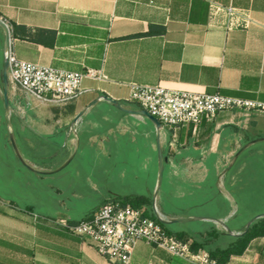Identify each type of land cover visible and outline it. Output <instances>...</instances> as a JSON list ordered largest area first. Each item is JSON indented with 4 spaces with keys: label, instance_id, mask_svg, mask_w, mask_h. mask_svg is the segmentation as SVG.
<instances>
[{
    "label": "crops",
    "instance_id": "0c3cea01",
    "mask_svg": "<svg viewBox=\"0 0 264 264\" xmlns=\"http://www.w3.org/2000/svg\"><path fill=\"white\" fill-rule=\"evenodd\" d=\"M228 8L235 9L240 26H230ZM0 18L10 24V47L18 60L71 72L92 69L106 77L84 80L83 88L89 91L66 106L41 103L12 88L13 107L32 116L15 121L16 133L6 118L19 175L56 176L80 154L84 156L82 151L94 138L128 142L134 153L137 137H147L154 129L169 130L182 157L198 162L195 173L204 175L193 179L198 183L193 206L208 210L188 215L190 222L214 224L228 235L241 234L264 214L237 225L239 203L234 192L218 185L216 178L209 179L219 174L222 159L264 157V112H223L213 122L204 120L196 131L158 129L150 119L130 113L141 109L128 100L129 85L139 84L264 103V0H0ZM9 108V101L3 104L5 116ZM27 134L37 143L68 149L70 154L59 162L39 161ZM18 140H23L26 153ZM76 143L79 156L72 147ZM238 143L243 147L233 146ZM101 167L102 161L92 162V169ZM99 174L102 177L95 181L85 174L84 183L92 191L99 183L107 185L110 174L104 170ZM0 207L5 212L0 213V264H28L31 259L38 264H111L64 226L94 209L74 217L52 206L39 214L30 206L20 209L15 201L0 200ZM131 264L195 263L140 241ZM228 264H264V237L254 239Z\"/></svg>",
    "mask_w": 264,
    "mask_h": 264
},
{
    "label": "rangeland",
    "instance_id": "374dc122",
    "mask_svg": "<svg viewBox=\"0 0 264 264\" xmlns=\"http://www.w3.org/2000/svg\"><path fill=\"white\" fill-rule=\"evenodd\" d=\"M4 42L5 36L0 28V200L15 201L23 210L30 206L32 207L30 209L38 214L44 212L43 207L52 206L62 209L63 213L78 217L89 213L102 200L141 194L152 199V204L147 210L155 217H164L172 230L176 232L195 230L198 224L196 222L171 223L175 220H190L188 215L201 214L208 210L193 206L196 200L194 190L198 184L193 179L200 180L204 175L195 173L197 172L195 169L200 168L198 162L194 163V160L182 157L173 131L154 129L147 137L134 138L136 139L134 153L128 147V142L94 138L86 151H82L84 158L81 154L79 156L80 151L76 149V143L72 147L79 158L60 174L45 179L36 177L31 179L28 173L19 175L16 171L18 163L13 155L16 151L12 147L15 146V142L13 143L9 137L6 118L11 119L16 133L15 121L32 119V116L28 111L13 107L11 93L13 86L9 78L7 84L4 83ZM5 90L10 105L8 110L10 117L5 116L3 109ZM27 101V98H23V102ZM245 119L246 117H241V120ZM28 138L34 143L33 152L39 161L50 158L49 161L55 159L59 162L70 154L68 149H54L43 142L37 143L31 135H28ZM22 142L18 140L19 148L26 153ZM233 146L243 147L240 143ZM95 161H102L103 169H92V162ZM218 168L219 174L211 175L209 179L216 178L218 185L224 184L234 192V198L239 203L237 225L248 217L264 213V157L252 158L247 155L230 160L222 159L218 163ZM103 170L110 174L107 185L99 183L96 191H92L88 184L84 183L87 177L85 174L95 181L102 177L99 172ZM256 170H260L258 175H253ZM130 172L133 175L129 174ZM242 187L246 190L241 191ZM243 195L246 196L242 199Z\"/></svg>",
    "mask_w": 264,
    "mask_h": 264
},
{
    "label": "built area",
    "instance_id": "2783aa9c",
    "mask_svg": "<svg viewBox=\"0 0 264 264\" xmlns=\"http://www.w3.org/2000/svg\"><path fill=\"white\" fill-rule=\"evenodd\" d=\"M230 26H240L235 9L228 8ZM0 28L8 35L4 48L7 75L13 88L45 104L66 106L77 101L89 90L83 88L86 79L103 81L106 77L97 70L85 73L71 72L49 66H40L18 60L10 47V24L0 18ZM130 102L137 103L142 111L154 117L161 128L180 129L192 127L196 131L205 120L213 122L220 113L253 110L264 112V103L232 98L221 94H205L183 90H171L161 85H129ZM161 224H169L156 216H145L144 209L122 206L109 202L101 206L91 217L76 225H64L69 233L86 240L96 252L111 264H131L136 245L144 241L170 254L195 264H217L205 251L193 253L190 242L167 235Z\"/></svg>",
    "mask_w": 264,
    "mask_h": 264
},
{
    "label": "trees",
    "instance_id": "16d2710c",
    "mask_svg": "<svg viewBox=\"0 0 264 264\" xmlns=\"http://www.w3.org/2000/svg\"><path fill=\"white\" fill-rule=\"evenodd\" d=\"M109 202H120L122 206H130L133 209H144L145 216L156 220V217L147 210V207L152 204V199L143 195L112 197L110 200H106L96 206V208H94V210L82 220L88 219L101 206ZM0 213L5 214L1 207ZM254 217L255 216H252L251 218L253 219ZM82 220L70 222V225H76ZM161 226L167 235L175 237L180 241L190 242V250L193 253L205 251L209 254L211 259L217 261V264H228L232 257L243 255L254 239L264 237V217L253 221L247 231L240 236H230L226 233L220 232L214 224L198 223L194 231L188 232H176L169 227V224H161ZM230 229L233 230L234 226H230ZM244 231L245 230H242V232ZM31 252V250H27L26 254L32 257ZM28 264L38 263L31 259Z\"/></svg>",
    "mask_w": 264,
    "mask_h": 264
},
{
    "label": "water",
    "instance_id": "95a60500",
    "mask_svg": "<svg viewBox=\"0 0 264 264\" xmlns=\"http://www.w3.org/2000/svg\"><path fill=\"white\" fill-rule=\"evenodd\" d=\"M7 45H8V35H5L4 48L7 47ZM7 67H8V65L4 61V83L5 84H7V82H8ZM4 103H5V105H8V98H7V92H6V90H5V95H4ZM134 113L141 114L142 116L150 119L155 124V126L158 129L161 128L160 123L154 117H151L147 112L141 110L140 112H134ZM262 217H264V214L263 215L256 216L253 221H255V220L259 219V218H262ZM190 221L191 220H175V221H172L171 223H181V222H190ZM253 221H251L247 225L246 230L243 233H241V234H234V233H232V232L229 231L230 235H232V236H240V235L244 234L247 231V229L249 228V226L251 225V223ZM216 222H218V221H216Z\"/></svg>",
    "mask_w": 264,
    "mask_h": 264
},
{
    "label": "bare ground",
    "instance_id": "6f19581e",
    "mask_svg": "<svg viewBox=\"0 0 264 264\" xmlns=\"http://www.w3.org/2000/svg\"><path fill=\"white\" fill-rule=\"evenodd\" d=\"M130 113H132V114H138V113H134V112H130ZM164 218V217H163Z\"/></svg>",
    "mask_w": 264,
    "mask_h": 264
}]
</instances>
